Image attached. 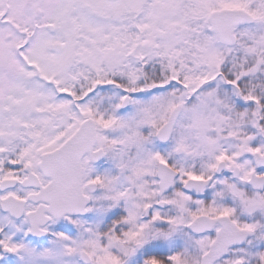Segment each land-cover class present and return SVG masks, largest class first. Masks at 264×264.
<instances>
[{
	"label": "snow or ice",
	"instance_id": "1",
	"mask_svg": "<svg viewBox=\"0 0 264 264\" xmlns=\"http://www.w3.org/2000/svg\"><path fill=\"white\" fill-rule=\"evenodd\" d=\"M0 264H264V0H0Z\"/></svg>",
	"mask_w": 264,
	"mask_h": 264
}]
</instances>
